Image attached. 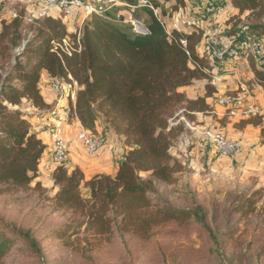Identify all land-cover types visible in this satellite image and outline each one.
<instances>
[{"label":"trees","instance_id":"16d2710c","mask_svg":"<svg viewBox=\"0 0 264 264\" xmlns=\"http://www.w3.org/2000/svg\"><path fill=\"white\" fill-rule=\"evenodd\" d=\"M121 1L133 4L137 0ZM169 3L174 4L171 13L185 6L184 0L153 1L161 16L163 6ZM231 5L254 23L247 28L251 35L264 37V0H231ZM142 11L148 16L150 35L132 34L122 19H115L116 13L90 17L80 31V49L61 58L52 52L51 45L67 36L60 19L41 17L28 25L20 14L1 22L0 185L25 189L38 177L46 146L33 131L29 116L18 107L24 104L46 117L52 107L39 92L42 74L60 81L70 76L78 86L74 114L81 128L94 135L100 122L122 138L124 146L114 177L95 175L86 182L80 170L70 171L67 165L55 168L52 174L57 188L54 211L69 213L76 228L84 226L95 237L110 235L118 226L146 239L155 227L168 222L204 220L199 208L179 210L152 199L158 195L156 183L174 185L182 169L170 153L174 141L185 131L180 116L193 118L194 113L209 111L204 99L191 101L178 91L206 78L193 66L203 64L196 51L201 35L186 36L187 55L175 41L167 39L149 10ZM228 28V35L239 31L238 26ZM27 31H33L29 39ZM249 64L264 89V74L251 59ZM243 124L260 126V146L264 147L261 121L254 118ZM35 186L40 187V183ZM82 188L88 191L87 197L82 196ZM243 210L244 205L236 207L238 213ZM69 230L67 225L66 234ZM17 232L40 256L36 242L28 234ZM63 237V233L59 235ZM11 242L0 232V264Z\"/></svg>","mask_w":264,"mask_h":264},{"label":"rangeland","instance_id":"374dc122","mask_svg":"<svg viewBox=\"0 0 264 264\" xmlns=\"http://www.w3.org/2000/svg\"><path fill=\"white\" fill-rule=\"evenodd\" d=\"M226 1L228 4L225 6L231 10L229 0ZM173 5L163 6L162 20H167ZM20 14L28 25L36 18L46 17L40 0H0V31L2 21L9 22ZM135 16L148 25L149 19L144 11H136ZM231 17L232 26H238L241 31L254 24L247 20L246 14L242 19ZM60 18L64 20L60 19L66 32L67 28L72 30L67 36L73 42L74 37L80 36L87 20L80 26L71 27L63 15L60 14ZM261 23L264 24V17ZM218 31L221 32L220 29ZM27 32L29 39L33 31ZM200 67L205 66L202 64ZM18 109L29 116L34 128L43 117L24 104ZM194 117L182 115L179 118L185 131L174 141L171 153L182 168L176 175L177 182L174 185L156 183L158 195H153L152 199L154 203L166 202L179 210L195 211L199 208L203 222H168L155 227L146 239L136 238L118 226L113 227L110 235L95 237L85 231L84 226L80 230L77 227V230L69 213L54 211L57 193L54 186L45 187L39 182L40 187H36L34 181L25 189L0 185V232L12 239L11 248L2 263L264 264V157L259 156L256 163L241 167L234 158L208 161L200 154L196 167L195 159L188 156L196 141L186 131L185 123L197 126ZM45 129L40 127L41 132ZM202 160L206 162L201 163ZM81 191L82 196L87 197L86 189ZM240 205H244V210L238 213L236 207ZM67 225L71 230L66 234ZM17 231L28 234L36 242L40 256ZM62 233L64 237L60 239Z\"/></svg>","mask_w":264,"mask_h":264},{"label":"crops","instance_id":"0c3cea01","mask_svg":"<svg viewBox=\"0 0 264 264\" xmlns=\"http://www.w3.org/2000/svg\"><path fill=\"white\" fill-rule=\"evenodd\" d=\"M228 2H230L231 10L225 6V4H228L226 0H184L185 6L183 9L189 17H196L206 7V4L210 7L214 6L212 14H210L208 21L203 26V31L200 32L201 38L198 45L202 46L201 48L198 46L196 51L205 66L204 69L218 76L220 79L218 83L212 85L209 78L211 76L205 75L206 78L192 81L191 85L178 90L188 100L195 101L197 99H204L205 105L209 109L206 113L193 114L197 126L192 123L195 130L191 133V136L196 143L195 147L188 153V156L195 159L193 162L196 164V167L199 163L200 158L198 155L200 154L203 157H207L206 160L208 161L214 160L220 162L234 158V161H238L241 167L250 163H256L259 156L264 157V147L260 146V126L243 124L244 121L257 118L261 121L262 126H264V89L257 83L256 76L250 68L249 59L228 60L223 63H217L211 61L203 54L204 35L211 34L225 43L233 35L227 34L229 32L228 27L232 26L230 17L237 16L238 19L243 18L242 16L244 14L239 15L238 11L232 7L231 0ZM44 9L46 17L62 20L60 13L56 9L47 7H44ZM87 19V17L78 11L73 18L66 19L65 22H68V25L73 27L75 25H82ZM69 30L67 28L68 34L72 32V30ZM255 68L264 74V69H260L256 65ZM51 79L53 78L43 73L38 85L41 97L50 107L53 106L56 99L55 92L49 86ZM240 87L247 88L254 96V101L261 108V113L258 116L249 119H242L237 116L230 117L226 109L216 104V98L218 96L223 94L233 95ZM47 124L46 117L41 118L39 123L35 124V128L31 123L38 139L42 140L46 146L38 166V177L34 182H40L45 187H53L52 174L55 167L50 163V143L45 132L40 131V127H47ZM80 128L81 126L78 120L72 119L64 129V138L68 143L67 168L70 171L74 169L80 170L86 182L95 175L114 177L118 171V165L123 154L124 146L122 138L115 136L110 130L106 129L100 123H97L95 126V136L101 138L104 141V145L96 154L89 155L84 146L76 139ZM207 128L221 133L229 141L238 143L241 148V153L234 157L220 156L213 146L205 141L203 131ZM172 151L173 149L170 150V153ZM205 162L202 160L201 163ZM86 193L88 195L87 190Z\"/></svg>","mask_w":264,"mask_h":264},{"label":"built area","instance_id":"2783aa9c","mask_svg":"<svg viewBox=\"0 0 264 264\" xmlns=\"http://www.w3.org/2000/svg\"><path fill=\"white\" fill-rule=\"evenodd\" d=\"M153 1L157 0H137L133 4L121 0H40L44 7L56 9L66 19L73 18L78 11L87 18H104L108 14L116 13L115 19H122V23L130 27L132 34L136 36L150 35L148 25L135 16L136 11L149 10L159 22L167 39L175 41L189 55L186 36L203 31V26L212 14L213 8L205 7L196 17H189L183 8H178L164 21ZM203 39V54L211 61L223 63L228 60L251 59L258 68L264 69V37L250 35L247 28L235 32L225 43L211 34L204 35ZM79 40L78 35L74 37L73 42L68 36L57 43L53 41L52 52L60 58L64 55L70 56L80 49ZM193 66H196L204 75L211 76L209 78L212 85L220 81L218 76L209 73L206 69L196 64ZM49 86L55 92L56 99L51 110L46 114L48 124L44 132L51 148L50 163L57 168L67 165L68 143L64 138V129L69 121L76 119L74 104L78 86L70 76L62 81L53 78L49 81ZM216 104L226 109L230 117L249 119L261 113V108L254 101V96L245 87H240L233 95L218 96ZM185 123L186 131L193 133L195 127L188 122ZM203 136L220 156L234 157L241 153L238 143L227 140L225 136L211 128L205 129ZM181 137L186 139L183 135ZM76 139L89 155L96 154L104 145L101 138L82 128Z\"/></svg>","mask_w":264,"mask_h":264}]
</instances>
